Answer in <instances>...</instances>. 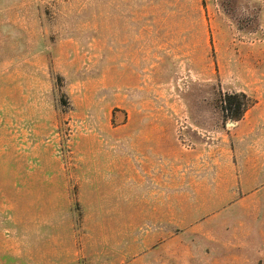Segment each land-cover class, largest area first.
Returning a JSON list of instances; mask_svg holds the SVG:
<instances>
[{"label": "rangeland", "instance_id": "obj_1", "mask_svg": "<svg viewBox=\"0 0 264 264\" xmlns=\"http://www.w3.org/2000/svg\"><path fill=\"white\" fill-rule=\"evenodd\" d=\"M0 264H264V0H0Z\"/></svg>", "mask_w": 264, "mask_h": 264}, {"label": "trees", "instance_id": "obj_2", "mask_svg": "<svg viewBox=\"0 0 264 264\" xmlns=\"http://www.w3.org/2000/svg\"><path fill=\"white\" fill-rule=\"evenodd\" d=\"M244 100V95H225L222 100V110L224 114L234 121L241 120L248 107V104L244 102Z\"/></svg>", "mask_w": 264, "mask_h": 264}]
</instances>
